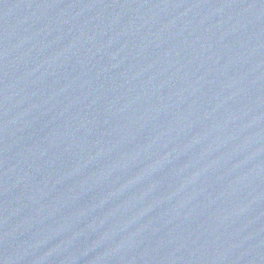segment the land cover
<instances>
[{
  "label": "water",
  "instance_id": "1",
  "mask_svg": "<svg viewBox=\"0 0 264 264\" xmlns=\"http://www.w3.org/2000/svg\"><path fill=\"white\" fill-rule=\"evenodd\" d=\"M0 264H264V0H0Z\"/></svg>",
  "mask_w": 264,
  "mask_h": 264
}]
</instances>
